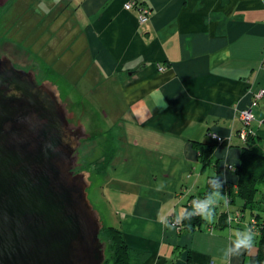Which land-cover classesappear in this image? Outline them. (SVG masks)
Masks as SVG:
<instances>
[{"label":"crops","instance_id":"0c3cea01","mask_svg":"<svg viewBox=\"0 0 264 264\" xmlns=\"http://www.w3.org/2000/svg\"><path fill=\"white\" fill-rule=\"evenodd\" d=\"M126 1L0 0V41L9 29L7 21L19 24L10 32L18 42L32 36L43 18L49 19L56 29L55 37H49L55 38L57 66L68 71L79 67L78 80L83 67L96 68L99 79L120 78L127 103L122 117L128 120V132L134 133L122 147L128 149L131 143L144 150V165L161 167L152 174L154 180L176 184L147 190L166 198L154 209L144 201L142 185L137 200L128 201L127 193L137 187L132 179L117 181L112 189V195L120 192L123 200L122 212L111 225L122 231L134 254L129 264H249L257 250L255 214L248 208L244 214L243 201L236 196V175L228 165L238 162L243 146L236 111L249 105L257 89H264V0H138L152 10L144 24L135 11L124 9ZM71 12L72 20L67 18ZM7 39L12 46L10 35ZM70 61L72 66H65ZM252 111L254 129L264 127V96ZM211 131L223 140H212ZM198 142L213 146L211 163L205 167ZM106 160L112 173L104 171L105 184L114 180L119 156L111 149ZM218 172L221 182L227 177L226 186L232 184V196L220 190L205 194ZM124 182L132 188H125ZM217 191L227 195V203L214 194ZM197 204L205 205L203 212L193 209ZM187 206L199 214L194 228L182 223ZM235 210L241 214L239 222L221 223V213L227 218ZM257 210L264 218V203ZM209 213L208 221L202 218ZM149 215L162 226L161 231L155 226L157 237L137 231L149 226L144 225ZM169 217L179 220V230L167 222ZM246 229L253 235V246L237 255L234 241Z\"/></svg>","mask_w":264,"mask_h":264},{"label":"water","instance_id":"95a60500","mask_svg":"<svg viewBox=\"0 0 264 264\" xmlns=\"http://www.w3.org/2000/svg\"><path fill=\"white\" fill-rule=\"evenodd\" d=\"M49 81L0 56V264H104L102 222L77 170L87 137Z\"/></svg>","mask_w":264,"mask_h":264},{"label":"rangeland","instance_id":"374dc122","mask_svg":"<svg viewBox=\"0 0 264 264\" xmlns=\"http://www.w3.org/2000/svg\"><path fill=\"white\" fill-rule=\"evenodd\" d=\"M73 8L70 6V9ZM72 13L67 18H71L72 20ZM44 19L39 23V28H35L32 36L18 42L11 39L12 33L10 32L15 30L19 24L14 26V23L7 21L5 25L9 29L2 35L4 38L0 41V56L9 57L18 68L33 71L38 81L42 82L43 79H47L51 82L57 88L60 99L65 102L66 109L70 113V122L75 125L81 124L84 127L87 137L82 139L79 147L77 170H85L88 173L90 185L86 188L87 196L99 215L102 226L106 227L115 222L118 219L117 214L121 211L122 204H120V201L123 200L121 199V193L116 192L112 195V189L119 184L118 182L132 179L134 185H137L135 189H130L131 192L127 193V198L130 202L137 200L138 187L142 185L141 191H146L144 201L150 205V208L154 209L159 202L166 200V198H162V193L156 192L155 194H151L148 191L155 190L156 186L164 185L167 188L171 185L174 187L176 184L172 180L166 182L154 180L152 174L154 172L160 173L161 167L145 166L144 150L131 145V143H129L130 145L128 144V149L126 145L122 147V142L132 141L134 133L128 132V120L122 117V113L127 110V103L125 95L121 90L120 78L99 79L96 75L99 73L96 68L90 70V67H83V77H80L78 80L76 79L75 72L80 71L79 67L75 68L74 66L72 68L75 69L68 71L67 68L63 70V67L57 66L54 58L56 53L54 38L56 29H54L51 20ZM50 34L54 37H49ZM9 35L12 46H10L11 43L7 39ZM21 47L27 49L26 54ZM67 65L72 66L71 61L65 63V66ZM104 111L108 112L107 117L104 116ZM111 149L115 150V154L119 156V165L117 173H114L112 176L114 180H109L105 184L104 180L107 178V175L112 173L110 161L106 160ZM125 159L128 160L127 165L124 164ZM107 170L109 172L105 175L104 171L106 172ZM122 185L125 188H132L127 182H124ZM262 200L264 201V198ZM199 205H194L193 209ZM243 210L244 214L248 215V209ZM111 217H113V221H110L109 218ZM150 220L154 222L152 216L149 215L147 220L144 221V225L145 223H149V226L147 228L143 226L137 231L151 237H157L159 234L156 228L160 227L161 231L162 226L155 222L154 225L150 223ZM258 222V217L254 216L252 224L257 226ZM106 234H102L104 241H109V235ZM111 254L112 249L110 247L105 251L107 260L104 264H113L110 257ZM129 255L130 258L134 255L130 249Z\"/></svg>","mask_w":264,"mask_h":264},{"label":"trees","instance_id":"16d2710c","mask_svg":"<svg viewBox=\"0 0 264 264\" xmlns=\"http://www.w3.org/2000/svg\"><path fill=\"white\" fill-rule=\"evenodd\" d=\"M252 132L253 134L250 133L244 141L241 140L243 146L241 147L238 162L232 165V168L228 169L233 171L236 175V196L243 201V209L248 208L251 212H254L255 216L260 220L257 223V250L254 254L249 256V264H264V218L259 216L257 210L258 205L260 206L261 203H264L262 200V198H264V127H260L256 130L253 127ZM197 145L200 150L202 165L205 167L211 163L213 146L199 142ZM219 175L218 172L217 176L211 180L205 194L208 195L213 191L220 190L229 197L232 196L234 192L232 184L228 183L226 186V183L221 182ZM218 184L220 185L219 189L217 188ZM259 194H261V196H259ZM236 196L234 195V197ZM233 200L234 199L231 201ZM198 220L199 215L194 213L191 206H187L182 214L183 225L187 228H194ZM219 220L221 223L226 224V214L221 213ZM103 233L109 235V241H104V237L102 236ZM99 237L105 242L106 249L111 247L112 254L110 257L113 264H129V248L119 228L112 225L106 227L102 226ZM106 260L107 257L105 261Z\"/></svg>","mask_w":264,"mask_h":264},{"label":"built area","instance_id":"2783aa9c","mask_svg":"<svg viewBox=\"0 0 264 264\" xmlns=\"http://www.w3.org/2000/svg\"><path fill=\"white\" fill-rule=\"evenodd\" d=\"M123 6H124V9L133 10L137 13V19L139 23L144 24L149 21L151 13H152L151 7L149 5L139 2L138 0H129V1H126ZM159 69L162 70L163 68L160 67ZM263 96H264V89L263 88L257 89L253 93V97L249 105L246 106L245 108L238 109L236 111L237 116L241 122V127L238 131V135L243 141L247 138V136H249L250 133L253 134L252 123L254 120V113L252 109L258 105L259 99H261ZM208 136L212 140H216L218 142L223 140L221 136L217 135L216 133H213L212 131L208 133ZM228 168L229 169L232 168V165L229 164ZM195 208H199V206ZM240 218H241V214L238 210H235L234 215H230L229 213H227L228 221L239 222ZM167 220H168L167 222H169L170 225H172L178 230L180 229V222L177 218L169 217V219Z\"/></svg>","mask_w":264,"mask_h":264},{"label":"clouds","instance_id":"9594fccd","mask_svg":"<svg viewBox=\"0 0 264 264\" xmlns=\"http://www.w3.org/2000/svg\"><path fill=\"white\" fill-rule=\"evenodd\" d=\"M227 177H225L224 182H226ZM217 188H220V185H217ZM217 196H220L222 199H224L225 203H227V195L224 194L221 196L220 191H217L216 193H214ZM199 208L201 210V212L204 211L205 205L201 204L199 205ZM211 215V213H209L208 215H202V218L205 219L206 221L209 220V216ZM253 235L249 234V230L246 229L245 233L243 235H238V238L234 241L233 247L236 251L237 255H241L243 252H239L238 250L243 249L245 251H247L249 248H251L253 246Z\"/></svg>","mask_w":264,"mask_h":264},{"label":"flooded vegetation","instance_id":"af4514ba","mask_svg":"<svg viewBox=\"0 0 264 264\" xmlns=\"http://www.w3.org/2000/svg\"><path fill=\"white\" fill-rule=\"evenodd\" d=\"M160 68V67H159ZM161 68H163V67H161ZM40 82V81H39ZM78 152H79V149H78ZM78 155V154H77Z\"/></svg>","mask_w":264,"mask_h":264},{"label":"bare ground","instance_id":"6f19581e","mask_svg":"<svg viewBox=\"0 0 264 264\" xmlns=\"http://www.w3.org/2000/svg\"><path fill=\"white\" fill-rule=\"evenodd\" d=\"M14 63V62H13Z\"/></svg>","mask_w":264,"mask_h":264}]
</instances>
